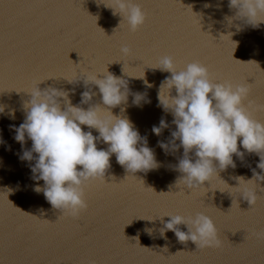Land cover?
<instances>
[{"label":"water","instance_id":"obj_1","mask_svg":"<svg viewBox=\"0 0 264 264\" xmlns=\"http://www.w3.org/2000/svg\"><path fill=\"white\" fill-rule=\"evenodd\" d=\"M97 2L107 5L111 0H0V105L4 106L0 114V264H264V189H257L256 203L241 214L250 205L229 188L237 186L234 177L247 180L252 168L260 172L259 157L245 152L240 160L233 155L236 167L218 170L219 177H213L210 185L205 182V188L177 187L181 173L175 166L183 149L166 154L157 145L158 140L169 141L175 130L172 115L157 100L161 82L171 74L151 68L162 57L171 56L177 70L198 61L214 82L254 83L244 106L253 119L264 123V110L258 108L264 104V23L257 29L236 19L229 24L225 17H234L235 10L228 7V0H134L146 19L133 32L119 14L113 15ZM229 32L234 33L231 40L238 42L236 48L227 37L219 40ZM125 46L130 49L128 56L121 53ZM106 71L125 79L129 88L127 103L113 108V114L126 115L147 137L159 167L130 175L113 154L105 178L85 188L87 209L72 217L53 209L42 193L33 190L43 181H33L27 163L18 159L21 145L13 139L9 125L23 122V103L30 99L27 92L38 82L41 90L67 91L77 105L87 89L82 80H69L85 73L103 78ZM90 88L96 92L90 103H100L98 89ZM134 93L144 94L150 102L133 106ZM10 110L14 119L9 117ZM162 118L169 127L158 137L151 129ZM24 147H31L27 138ZM97 148L107 145L101 142ZM148 187L157 194L170 193L157 195ZM260 187L264 188V181ZM198 212L213 220L218 247L196 249L191 241L179 242L172 231L161 236L159 229L170 219L167 216L142 220ZM178 227L187 231L183 224ZM146 228L152 229L151 234Z\"/></svg>","mask_w":264,"mask_h":264},{"label":"clouds","instance_id":"obj_2","mask_svg":"<svg viewBox=\"0 0 264 264\" xmlns=\"http://www.w3.org/2000/svg\"><path fill=\"white\" fill-rule=\"evenodd\" d=\"M98 4L111 9L113 15L119 14L130 31H136L145 22L146 14L134 0H111L107 5L103 2ZM205 7L210 5L206 4ZM228 7L235 10L234 17H225L229 24L236 19L257 29L264 23V0H228ZM241 30L237 25V32ZM232 35V32L221 34L219 40L225 37L231 40ZM232 42L236 48L238 42ZM121 53L128 56L130 49L122 47ZM151 68L171 74L161 82L157 100L158 106L172 115L171 123L175 130L171 132L169 141L158 140L157 145L166 154L183 149L182 158L175 166V170L181 173L175 181L176 186H187L193 190L204 187L205 182L210 185L213 177H219L218 170L236 167L233 155L243 160L245 152L254 153L259 157L256 168L260 172L252 168L251 178L246 180L243 176L234 177L237 181L235 187L226 183L247 200L250 207L253 206L257 200V189H264L260 187V182L264 181V123L253 119L244 106L250 85L214 82L208 68L198 61L177 70L171 56L162 57ZM143 77L144 74L137 78ZM78 80H82L87 89L81 93L79 104L71 103L67 91L51 87L39 89L37 85L40 81L27 92L30 99L23 103V122L19 126L9 125L14 132L13 139L21 145L18 159L27 163L33 181H43L42 186L36 183L33 190L42 193L53 209L72 217L79 216L87 209L85 188L89 183L105 178L113 154L116 162L130 175L159 167L153 149L148 146L147 137L139 134L126 115H114L112 112L113 108L127 103L128 82L107 71L103 78H98L96 73H85L79 79L69 82ZM145 84L151 87L146 81ZM90 85L98 89L100 103H90L96 95ZM173 88L175 95H172ZM141 101L150 102L144 94L134 93L133 106H141ZM84 104L88 105L86 109L80 106ZM258 108L264 110V104ZM3 112L4 106L0 105V114ZM124 112L125 109L121 108V113ZM9 117L14 119V111L10 110ZM82 126L88 130H83ZM168 127L162 118L151 130L159 137ZM92 130L98 135L94 136ZM26 138L31 141L30 148L24 147ZM101 142L107 145L106 149L97 148ZM241 148L244 151H240ZM162 193L170 192L159 194ZM164 216L170 219L163 222V227L159 229L161 236L166 231H172L179 242L191 241L196 249L220 245L213 220L201 212L188 217L165 214L142 220L151 222ZM181 224L186 226V232L179 229ZM145 231L151 234L152 229L146 228ZM132 239L139 243L137 237Z\"/></svg>","mask_w":264,"mask_h":264},{"label":"snow or ice","instance_id":"obj_3","mask_svg":"<svg viewBox=\"0 0 264 264\" xmlns=\"http://www.w3.org/2000/svg\"><path fill=\"white\" fill-rule=\"evenodd\" d=\"M253 84H254V83H253ZM253 84H251V85H253ZM251 85H250V86H251ZM251 208H252V206L249 207L247 211H241L240 208H239V210H240L241 214H246Z\"/></svg>","mask_w":264,"mask_h":264}]
</instances>
